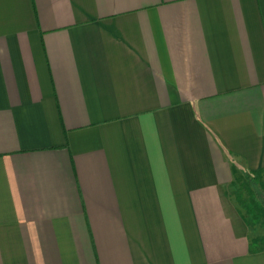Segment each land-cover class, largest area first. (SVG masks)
<instances>
[{"label": "crops", "instance_id": "obj_1", "mask_svg": "<svg viewBox=\"0 0 264 264\" xmlns=\"http://www.w3.org/2000/svg\"><path fill=\"white\" fill-rule=\"evenodd\" d=\"M233 169L264 0H0V264H264Z\"/></svg>", "mask_w": 264, "mask_h": 264}, {"label": "rangeland", "instance_id": "obj_2", "mask_svg": "<svg viewBox=\"0 0 264 264\" xmlns=\"http://www.w3.org/2000/svg\"><path fill=\"white\" fill-rule=\"evenodd\" d=\"M227 190V197L244 224L250 229L252 241L264 247V171L239 173ZM255 238V239H254Z\"/></svg>", "mask_w": 264, "mask_h": 264}, {"label": "trees", "instance_id": "obj_3", "mask_svg": "<svg viewBox=\"0 0 264 264\" xmlns=\"http://www.w3.org/2000/svg\"><path fill=\"white\" fill-rule=\"evenodd\" d=\"M233 171H234L235 179H239L241 175L238 173L237 170L233 169Z\"/></svg>", "mask_w": 264, "mask_h": 264}]
</instances>
